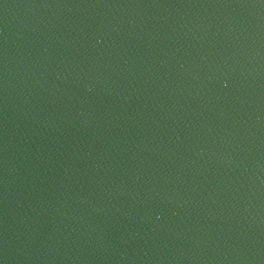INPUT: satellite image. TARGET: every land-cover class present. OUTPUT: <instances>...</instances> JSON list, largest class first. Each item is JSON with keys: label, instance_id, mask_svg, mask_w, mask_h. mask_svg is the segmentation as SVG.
<instances>
[{"label": "water", "instance_id": "water-1", "mask_svg": "<svg viewBox=\"0 0 264 264\" xmlns=\"http://www.w3.org/2000/svg\"><path fill=\"white\" fill-rule=\"evenodd\" d=\"M0 264H264V0H0Z\"/></svg>", "mask_w": 264, "mask_h": 264}]
</instances>
